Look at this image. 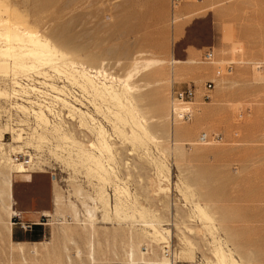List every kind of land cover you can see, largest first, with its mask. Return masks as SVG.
Masks as SVG:
<instances>
[{
	"label": "rangeland",
	"instance_id": "374dc122",
	"mask_svg": "<svg viewBox=\"0 0 264 264\" xmlns=\"http://www.w3.org/2000/svg\"><path fill=\"white\" fill-rule=\"evenodd\" d=\"M174 1L0 0L1 17L7 20V27L20 23L72 54L78 62V69L71 68L76 78H81L80 72L75 70L82 71V63L88 70L98 68L128 78L135 87L134 102L151 130V137H146L129 121L124 126L121 123L123 132H118L107 118L96 112L92 103L89 107L78 106L85 111L91 109L89 112L95 114L109 131L110 141L116 148L113 156L105 158L106 164L114 167L113 171L110 175L103 172L106 175L102 179L93 170L90 173L87 166L81 165L78 169L72 166L74 171L70 163L65 164L69 153L61 145L53 146L49 157L55 171L13 172L14 209L27 212L21 221L40 222V214L46 211L53 219H50V225H37L32 231H24L14 224V215L9 217L3 212L0 218V264H23V255L15 244L18 240L8 234L7 226L11 221L13 231L29 233H21L20 237L34 234V241L43 243L36 245V251L34 244L25 245V257L29 262L93 264L88 257L90 236L83 225L75 220L70 224L55 223L62 216L73 217L74 212L69 209L73 202L67 200L59 186L53 185V173L69 178V173L84 171L93 182V192L72 182L73 196L78 197L76 190L82 188L83 191L84 200H79V205L76 203L79 208L84 210L83 202L92 205L91 197H95L101 188L107 190L114 201L115 184L120 183L125 188L122 191L126 190L121 196L125 198L123 201L130 216L129 220L120 219L121 222L114 218L106 221L102 219V211L98 210L97 261L94 264H130L125 253L129 244L125 241H130L131 234L141 237L145 228L152 232L151 227H143L141 219L144 218L138 211L141 208L148 217L144 215L145 218L170 230V234L164 233L165 239L158 242L151 237L141 242L140 250L148 258H156L155 255L164 258L165 247L169 246L175 252V259L166 258L173 264H217L215 252L222 246L229 256L232 255L234 264H264V0ZM208 50L214 52L213 64L203 60ZM8 62L12 60L8 59ZM229 63L234 64L231 73L225 71ZM219 69L223 70L221 77L216 75ZM49 74L53 79L46 81L35 75L40 81L55 83L60 88L78 86L73 80L69 82L66 74L58 76L53 71ZM91 74L95 75V72ZM10 75L13 76L8 72L0 73V89L9 92L7 80ZM208 81L215 84L210 91L205 90ZM189 87L196 88V96L187 104L193 110V117L190 121L173 124V93ZM206 92L209 99L204 98ZM88 96L92 101V95ZM5 101L0 98V114L8 105ZM32 114L21 115L26 122L17 125L24 129L22 134L26 131L23 137L31 136L35 129L42 132ZM80 118L70 131L79 138L81 132H85V138L81 140L89 145L96 141L94 125L88 119L89 127L81 126ZM6 130L9 129L1 127L0 134ZM50 131L52 129L46 133L53 136L51 133L54 132ZM122 134H128L129 140ZM202 134L215 136V139L204 144L199 139ZM16 135L15 131L8 133L5 143H15ZM130 136L136 137L130 139ZM20 145L32 152L42 149V146L37 150L33 145ZM9 146L7 148L11 149ZM55 187L66 205L59 213L55 210ZM198 206L213 220L202 216ZM35 214L37 220L32 217ZM66 229L75 243L66 242L63 233Z\"/></svg>",
	"mask_w": 264,
	"mask_h": 264
},
{
	"label": "bare ground",
	"instance_id": "6f19581e",
	"mask_svg": "<svg viewBox=\"0 0 264 264\" xmlns=\"http://www.w3.org/2000/svg\"><path fill=\"white\" fill-rule=\"evenodd\" d=\"M1 12L2 11L0 10V73L8 72V73H11L13 76L10 75L11 77H9V79L7 80V88L9 89V92L6 90L0 89V98L1 99L5 98L6 100L5 103L7 102L12 105V108L15 109L16 111L17 117L11 118L14 123H1L0 124V128L6 127L7 129H9V130H6L5 132H1L0 134V218L3 212L4 214H7V216L9 217H12L13 215L20 213L14 209L13 172L17 174L36 173V171L48 173L49 169L53 170L54 169L53 161L49 159L50 153L52 152V150H54L53 146L60 147L62 145L63 149L65 148L68 150L69 159L65 158L66 159L65 164L68 165L70 163L71 168L72 166H74V169H78L79 167H81V165L85 167L87 166L86 169L90 167V173H91V170H93L95 173L98 174L97 175L98 177L100 176V178L103 177V175L104 176L106 175L103 172L109 175L111 174V172L113 171L112 169L114 167H111L110 164H106L105 157L113 156L114 149L116 147L115 146L113 147L112 145L113 141L112 143L110 141L112 138L110 139L111 136L109 134V131L107 130V128L103 125L101 121L95 118V114H92L89 112L91 111V109L89 111H85L82 108H79L78 106L89 107L93 105L94 109L96 110L98 114L101 113L103 115V118H107L112 123V125L114 126L113 128H115L114 129L115 131L123 132V129H121L120 127V124L123 123L122 125L124 126L129 121H131L133 124V127L135 126L136 128H138L141 131L142 135L144 134L146 137H151V132H150L151 130L149 129L147 121L145 120V117L141 115L140 108L138 107V105H136L134 102L136 101L135 96L133 94V90L135 87L130 83L128 78L115 76L114 74H110L111 72L107 73L105 70L103 71L98 68L97 69L91 68V70L89 68L88 70L87 67L84 66L85 63L80 64V65H83L82 71L75 70L77 72H80L78 74H81L80 76L81 78L79 79L76 78V76H74L71 73V68L75 69L78 62L76 61V59L71 57L72 54L68 53L67 51H64L57 44L50 42L48 38H45L42 35L34 34L28 28H24L20 23L15 22L10 27H7V20H5L4 17L3 18L1 17ZM8 59H11L12 62H8ZM172 62L175 63L176 61L173 59ZM49 71H53L56 74H59L58 76H60V74H62L63 76L66 74L65 78L67 77V79H69V82L70 81L72 82V80L75 81L79 87L76 86L75 84V85H70V86H65V87L63 86V88H60V86L56 85L55 83L49 84V83L40 81L39 78L36 76L38 75L40 78H45V81L52 80L53 78L49 74ZM91 72H95V75L91 74ZM71 75L74 76L75 78L70 77ZM100 77L106 81H102ZM21 79H27L30 83H28L27 86H23L20 82ZM98 80H101V81L98 82ZM107 81H109L110 84H107ZM44 84L48 85L49 87H46ZM91 90L94 91L93 94H91ZM88 94L92 95L93 97L92 101H90L89 97L91 96H88ZM99 100H101L102 102L101 101L98 102ZM104 102L109 105L106 107L105 104H103ZM105 107L107 111H105ZM173 108L180 112H185L189 108L191 109V107L188 106L187 104H175L172 101V110ZM6 109L7 107L4 106L2 111H6ZM31 113H34V115L33 114L32 115L35 116V121L37 125L39 126V128L41 127L42 132H39V130L35 129L36 128L35 127L34 133H32L31 136L23 137V135H26V131H24V134H22L24 129L19 128L20 126H17V125H20L21 121H24L21 115L29 116L31 115ZM79 116H81V118ZM79 118L81 120V126L84 125L85 127L86 126L89 127V122L91 120L92 124L94 125L93 131L95 130L94 131L95 136H96L95 142H90L88 145L86 142L81 140L82 137L83 139L85 138V135H84L85 132L82 131L81 136H80L81 138H79V135L77 137L72 131H70V127L75 125L76 122H78ZM24 122L23 124H25ZM49 129H52V131L54 132V134L51 133L53 136H49L46 133L47 131H49ZM14 131H15V134H17L16 135L17 137H15V143H12V144H16V145L5 143L4 141L5 134L6 133L12 134ZM17 132H20V133H17ZM132 132H133V135H135L134 128L132 129ZM124 135L122 134V136ZM127 136L128 134H126L124 137L127 138ZM135 137L130 136V139L135 138ZM51 139H54L55 140L54 142H56L57 144L54 143ZM127 140H129V138H127ZM22 143H25L29 147L30 145L36 146L35 147L36 149L37 148L40 149V147L42 146V149L41 150L37 149L38 151L34 150L36 153L29 152V155H30L29 160H26L21 163H16L13 160L12 154L13 153H27V150L30 149V148L23 149V146L20 145ZM53 143L56 144L57 146L54 145ZM113 144L115 145V143ZM204 144H208V143H204ZM5 145H8V146L10 145L11 149L7 148L8 146H5ZM15 149H18V150L20 149V151L13 152ZM56 149L58 151L59 148H56ZM96 152H98L101 155V157L103 156L102 157L103 160L102 158H100V156L97 155ZM75 156L77 157L75 158ZM53 157L55 158V156ZM112 164L114 163L112 162ZM106 166H108L109 168H107ZM163 167L165 168V165ZM93 171H92V174H94ZM113 174L114 176L117 175V173L116 174L113 173ZM101 179H99L98 182ZM108 179L110 180L111 178L109 177ZM108 179L106 181H108ZM73 181H75L76 183H80L83 187H86L87 190H91V192H93V186H92L93 182H90L88 177L85 175V171L78 172L77 174H72V175L69 173V178H68L69 187H70L69 190L65 191L59 185L57 180H53V185L59 186L60 189H62V191L66 194L67 200L71 202V204L73 202V205L69 204V206L71 207L69 209H72L71 211L74 212L73 220H75V222L79 224H82L83 229L87 231L88 235L90 236L89 242H88L89 244V248H88L89 256L88 257L90 261L93 262L94 264L97 261L95 259V256H96L95 254V246H96L95 245V235L98 234V231L96 234V228H97L96 221L99 218L97 215V212L98 210L102 211V219L106 221L112 220L113 218H114L113 220L116 219L117 221H120V219L122 220L123 218H128L129 220L130 216L128 215V212H127L128 208H127V205L123 201L125 198L123 199L121 196L123 193H126V190L125 192L122 191L123 188L119 185L120 183L118 185L115 184L116 186V189L114 191L115 200L113 199L114 201H112V197L111 195H109L110 193H107L108 191L105 190L104 188L100 189L102 185L99 183L101 185L99 186L100 190H98L95 197L94 196L91 197L93 204L90 205L89 203L83 202L84 204V210H83L81 207L79 208L76 205V203L79 205L80 204L79 200L83 199L81 196L83 195V191L81 190L82 188L75 191L78 197L73 196V190H72ZM107 186L108 185H106V187ZM156 187L158 188V186ZM160 188L163 189L162 185H160ZM164 188H168V187H164ZM58 190L59 189H56L55 187V205H56L55 210L59 213V211H61L66 205L64 204L63 197ZM154 192H155V189H154ZM79 196L81 197L79 198ZM127 204L129 203L127 202ZM198 208L201 212V215L203 214L202 216L207 217V218L210 217L204 208H202L201 206H198ZM135 211H137V209L133 210V215H132L133 218L135 217V214H136ZM138 211L140 213V217L144 218V220L141 219V221H143V224H144L143 227L144 226L151 227L152 232L148 231L145 228L143 230V233L141 234L142 235L141 237L135 236L136 234L135 235L131 234V237L128 236V238L130 237V241L129 242H127V240L125 241L126 243L129 244L128 246L129 248L127 247L128 250H125L127 251L125 253H127L128 261L130 262V264H173L172 262H170V259L166 258L167 256L166 248L169 246L165 247L163 254H165L166 256L164 258H158L157 256L159 255L157 256L155 255L156 258H151V257L148 258L146 254L140 250L141 242L144 241L145 238L151 237L153 241L158 242L162 239H165L164 233L170 234V230H167L166 228H162V226L158 225V223H155V220L151 218H149L150 220H148L147 219L148 217L145 215V210L143 208H141V211L140 210ZM158 214L160 213H157V215ZM43 215L51 217V214H49L47 211L43 213ZM144 215L147 218H145ZM60 222H61L60 224H65V223L70 224L71 223L67 221L65 216L60 217ZM38 224H41V223L39 222ZM12 225L13 223L11 221L9 225L7 226L9 236H11L12 234V229H13ZM212 225L214 226V224ZM136 232L138 233L137 230ZM63 233L65 234L64 236H65L66 242L69 241V242L75 243V240L74 238H72V234H70L69 230L66 229L63 231ZM164 242L166 243L167 241H164ZM15 244L18 246V249L23 255V264H37V262L36 263L29 262L28 259L25 257V245H26L25 243L18 242ZM40 244H43V243H40ZM36 245H38V243H34V246H35L34 251H36ZM123 247L125 248V246ZM221 247H219L215 252V255L218 260L217 264H234V258L232 257V255L229 256L226 253V251H224ZM186 248L188 247L186 246ZM78 251L80 252V249ZM153 254L155 253H152V255ZM191 256H195V255H191Z\"/></svg>",
	"mask_w": 264,
	"mask_h": 264
},
{
	"label": "built area",
	"instance_id": "2783aa9c",
	"mask_svg": "<svg viewBox=\"0 0 264 264\" xmlns=\"http://www.w3.org/2000/svg\"><path fill=\"white\" fill-rule=\"evenodd\" d=\"M175 3L177 2L176 0L174 1ZM203 60L205 63H210L213 64L214 63V52L213 50H208L205 52L204 56H203ZM234 70V64L233 63H229L226 68L225 71L227 73H231ZM217 77H221L223 75V70L219 69L216 73ZM21 84L23 86H27L28 83H30L27 79H21L20 80ZM215 84L213 81H208L205 84V90L206 91H210L214 88ZM19 89V88H18ZM196 96V88L193 87H189L183 90H179V91H174L173 93V102L175 104H188L189 102H191V100ZM20 97V96H18ZM205 99H209V95L207 94V92L204 95ZM16 99V97H15ZM7 109L6 111H3L2 114H0V124L1 123H14L13 120L11 118H15L16 115V111L15 109L12 108V105L8 103V105L6 106ZM193 117V110L192 109H187L185 112H180L177 111L173 108L172 112H171V121L173 123L175 122H179V121H190ZM8 135V133L5 134ZM215 139V136H209L208 134H202L200 140L201 142L204 143H210ZM29 150V151H28ZM27 153H13L12 157L14 162L16 163H21L24 162L26 160H29V152L31 153V149H28ZM35 153V152H33ZM52 170V169H49ZM56 168L54 167L53 171H55ZM53 177L54 180H57V182L59 183V185L66 191L69 190V182H68V178H64L62 176L58 177L56 173H53ZM22 216L21 214H16L13 216V220H14V224H18L20 225L21 229L24 231H32L34 226L37 225H50V219H53L52 217L46 216L41 214L40 215V223L38 224L37 222H31V223H27L25 221H21ZM67 221L68 222H74L73 217L71 216H67ZM60 222V220H55V223ZM166 254L170 259H175V252L174 250H172V247H167L166 248Z\"/></svg>",
	"mask_w": 264,
	"mask_h": 264
},
{
	"label": "crops",
	"instance_id": "0c3cea01",
	"mask_svg": "<svg viewBox=\"0 0 264 264\" xmlns=\"http://www.w3.org/2000/svg\"><path fill=\"white\" fill-rule=\"evenodd\" d=\"M20 213H21V216H22V218H24V216H25V214H27V212H22V211H20ZM43 213H45V212H43ZM43 213H41V214H43ZM51 213V212H50ZM40 214V215H41ZM32 217H35L36 219L35 220H37V216H36V214H35V216H32ZM35 222H37V223H39L38 221H35ZM17 232H18V237H17ZM40 233H41V231H39ZM25 234V235H28L29 233H25V232H23V231H21V230H17V229H15L14 231H13V229H12V234H13V238H15L16 237V240H18V242H21V243H25V244H28V245H31V244H34V243H40L41 241H34V239H33V236H34V234L33 235H31L30 237H20L19 235L20 234ZM40 233H39V235L38 236H40ZM11 234V235H12Z\"/></svg>",
	"mask_w": 264,
	"mask_h": 264
}]
</instances>
